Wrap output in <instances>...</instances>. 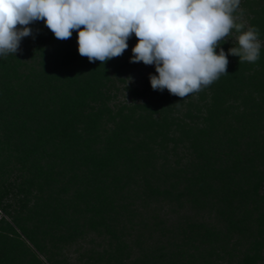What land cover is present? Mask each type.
Masks as SVG:
<instances>
[{
	"label": "trees",
	"instance_id": "trees-1",
	"mask_svg": "<svg viewBox=\"0 0 264 264\" xmlns=\"http://www.w3.org/2000/svg\"><path fill=\"white\" fill-rule=\"evenodd\" d=\"M233 15L259 59L185 98L154 65L127 85L134 33L101 65L28 25L0 57V264H264V0Z\"/></svg>",
	"mask_w": 264,
	"mask_h": 264
},
{
	"label": "clouds",
	"instance_id": "clouds-1",
	"mask_svg": "<svg viewBox=\"0 0 264 264\" xmlns=\"http://www.w3.org/2000/svg\"><path fill=\"white\" fill-rule=\"evenodd\" d=\"M239 6L240 0H0V57L20 50L35 21H44L58 40L76 30L79 54L101 65L119 57L134 33L130 62L155 66L153 90L185 98L227 74L228 55L239 63L259 59V29L242 31L233 15ZM233 29L238 46L226 54L220 45Z\"/></svg>",
	"mask_w": 264,
	"mask_h": 264
},
{
	"label": "rangeland",
	"instance_id": "rangeland-1",
	"mask_svg": "<svg viewBox=\"0 0 264 264\" xmlns=\"http://www.w3.org/2000/svg\"><path fill=\"white\" fill-rule=\"evenodd\" d=\"M152 70H153V65H145L144 63H141L137 67L133 68L128 74L129 78L131 79H128L127 85L135 88H142L143 77L149 74V72ZM131 99H132V95L129 93V91H125L119 97V102L121 103L129 102L131 101Z\"/></svg>",
	"mask_w": 264,
	"mask_h": 264
}]
</instances>
